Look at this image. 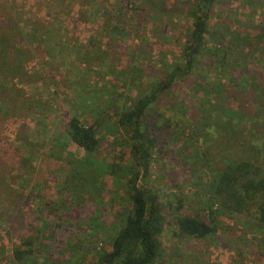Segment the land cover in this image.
Instances as JSON below:
<instances>
[{
  "label": "rangeland",
  "instance_id": "rangeland-1",
  "mask_svg": "<svg viewBox=\"0 0 264 264\" xmlns=\"http://www.w3.org/2000/svg\"><path fill=\"white\" fill-rule=\"evenodd\" d=\"M4 1L0 32H16L14 46L24 61L22 75H9L0 92L8 112L0 115V264H15L11 249L27 235L38 241L31 264L42 262L48 252L59 264L93 260L119 229L127 205L123 181L100 176L85 188H67L69 161L83 153L68 142L60 148L55 138L71 116L96 122L100 142L94 156L129 161V136L109 121L126 98L181 63L180 47L189 28L187 1L102 0L104 13L96 11L95 0ZM127 2L131 7L124 9ZM217 8L222 15L232 11L247 17L251 9L232 0H220ZM189 86V81L176 82L155 103L156 151L149 176L138 182L163 204L180 207L172 218H206L210 176L220 173L228 158L243 155L212 132L203 139ZM175 101L185 106L187 119L180 104L171 107ZM161 118L171 120L166 131ZM255 201L243 213L218 216L215 234L204 239L177 237L167 225L156 264H264V229L256 223ZM38 208H53L52 215L59 216L49 243L43 241V222L34 221Z\"/></svg>",
  "mask_w": 264,
  "mask_h": 264
},
{
  "label": "trees",
  "instance_id": "trees-1",
  "mask_svg": "<svg viewBox=\"0 0 264 264\" xmlns=\"http://www.w3.org/2000/svg\"><path fill=\"white\" fill-rule=\"evenodd\" d=\"M186 1L183 5L187 8L189 28L180 47L181 63L170 65L161 78L150 82L135 97L126 98V104L109 121L112 128L129 136V161L106 162L94 156L100 142V124L96 122L81 123L71 116L55 138L60 148L68 142L83 153L80 159L69 161L67 188H85L84 184L93 185L100 176H107L123 181L127 196L119 229L111 237L108 248L96 252L93 260L78 264H156L161 257L159 237L167 225L175 228L172 233L177 237L204 239L215 234L218 216L243 213L253 199H256L257 226L264 229V0H232L250 7L249 17L243 11L222 15L217 8L220 0ZM2 3L6 6V1L0 0V6ZM94 5L96 11L103 12L102 0H95ZM117 5L119 12L122 5ZM127 6L131 4L127 2L123 8ZM106 22L117 29L115 23ZM13 28L21 31L17 24ZM15 38V31L13 35L0 32V92L9 83V75H22L20 65L24 57L14 46ZM186 81L190 83L188 90L193 92L191 101L197 104L192 107L203 139L212 132L226 148L239 147L243 154L237 160L228 158L222 171L210 176L206 218L181 215L172 218L180 207L163 204L157 193L138 184L149 176V164L156 151L154 132L158 121L152 118L153 107L176 82ZM175 104H180L185 116V106L175 101L171 107ZM6 107L0 97V115L8 113ZM162 121L166 131L171 120ZM52 213L53 208H38L34 219L44 224L47 233L44 242L57 233L59 216ZM36 241L29 235L21 239L11 249L13 262L31 264ZM54 261L56 258L48 252L39 264H59Z\"/></svg>",
  "mask_w": 264,
  "mask_h": 264
}]
</instances>
